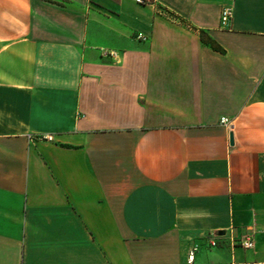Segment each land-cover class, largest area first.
I'll return each mask as SVG.
<instances>
[{"label":"crops","instance_id":"0c3cea01","mask_svg":"<svg viewBox=\"0 0 264 264\" xmlns=\"http://www.w3.org/2000/svg\"><path fill=\"white\" fill-rule=\"evenodd\" d=\"M0 264H264V0H0Z\"/></svg>","mask_w":264,"mask_h":264},{"label":"built area","instance_id":"2783aa9c","mask_svg":"<svg viewBox=\"0 0 264 264\" xmlns=\"http://www.w3.org/2000/svg\"><path fill=\"white\" fill-rule=\"evenodd\" d=\"M138 3H144L145 0H136ZM233 17V12L231 8H224L221 13V23L222 25H227L230 23L231 19ZM139 40H146V37L143 35L139 34L137 36ZM103 55L106 57H112V58H118V53L116 51H110V50H103ZM221 124L230 126L231 122L229 121L228 118L222 117L221 118ZM28 139L31 143L35 142H53L54 137L52 135H46V134H40V135H28ZM210 245L211 246H216L217 241L212 239L210 240ZM241 245L244 249H252L254 247V241L252 239L251 235H246L242 242ZM193 262V252L190 253L188 263Z\"/></svg>","mask_w":264,"mask_h":264},{"label":"trees","instance_id":"16d2710c","mask_svg":"<svg viewBox=\"0 0 264 264\" xmlns=\"http://www.w3.org/2000/svg\"><path fill=\"white\" fill-rule=\"evenodd\" d=\"M201 39H202V41L205 43V44H207V45H209L212 49H214L215 51H223L222 49H221V47L217 44V43H215L213 40H211L207 35H206V33H204V32H201Z\"/></svg>","mask_w":264,"mask_h":264},{"label":"water","instance_id":"95a60500","mask_svg":"<svg viewBox=\"0 0 264 264\" xmlns=\"http://www.w3.org/2000/svg\"><path fill=\"white\" fill-rule=\"evenodd\" d=\"M234 144V139H233V134H230V145L233 146Z\"/></svg>","mask_w":264,"mask_h":264}]
</instances>
